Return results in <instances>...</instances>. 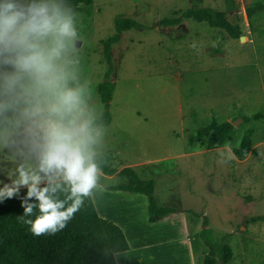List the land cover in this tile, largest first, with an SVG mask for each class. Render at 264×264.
<instances>
[{
    "label": "rangeland",
    "instance_id": "1",
    "mask_svg": "<svg viewBox=\"0 0 264 264\" xmlns=\"http://www.w3.org/2000/svg\"><path fill=\"white\" fill-rule=\"evenodd\" d=\"M256 1L264 2L91 0L74 10L80 75L97 118L105 111L101 84L115 83L112 121L103 126L100 148L102 164L119 175L109 182L132 184L133 169L154 181L159 205L196 216L203 245L196 244L197 264L207 258L212 264H264V115L245 120L264 113V10L252 17L247 12ZM193 7L225 12L242 35L231 38L220 27L185 17ZM119 16L141 25L112 44L107 78L104 42L117 33ZM164 19L180 21L164 25ZM227 121L233 130L211 147L203 128ZM0 134V165L13 167L11 157L24 163V123L0 125ZM246 137L251 148L241 159L234 149ZM104 177L101 172L100 183H107ZM132 206L137 215L139 206ZM169 248L171 258L186 260L187 253Z\"/></svg>",
    "mask_w": 264,
    "mask_h": 264
},
{
    "label": "clouds",
    "instance_id": "2",
    "mask_svg": "<svg viewBox=\"0 0 264 264\" xmlns=\"http://www.w3.org/2000/svg\"><path fill=\"white\" fill-rule=\"evenodd\" d=\"M78 41L65 0H0V125L23 122L27 149L24 163L0 165V203L19 199L18 218L36 236L65 228L100 187L105 129L81 79Z\"/></svg>",
    "mask_w": 264,
    "mask_h": 264
},
{
    "label": "trees",
    "instance_id": "3",
    "mask_svg": "<svg viewBox=\"0 0 264 264\" xmlns=\"http://www.w3.org/2000/svg\"><path fill=\"white\" fill-rule=\"evenodd\" d=\"M90 1L65 0L74 10L78 9L83 3ZM260 10H264L263 1H256L247 8L249 17ZM184 16L208 22L215 28L220 27L231 38H239L243 32L239 24H233L226 18L225 12L208 7L189 8L184 12ZM179 21V19H164L162 22L164 25H174ZM140 25L138 21L131 17L119 16L117 18V33L104 42V53L109 63L107 78L113 71L112 44L120 40L124 31ZM114 87L115 83L109 80L103 82L99 89L105 111L103 116L98 118V121L103 126L109 125L112 121L109 102ZM263 115V112H257L246 117L245 120L260 119ZM233 128V124L229 121L223 123L211 122L203 128V132L208 136L210 146L215 148L223 144ZM250 148L251 139L246 137L241 146L234 149V152L238 158L243 159L248 155ZM128 168H124L122 172ZM101 170L110 175L113 173L103 164H101ZM128 170L131 172L133 183L111 186V189H122L147 195L150 222H156L176 211L172 207L161 206L157 203L153 196V180L140 179L133 169ZM24 191L26 190H22V194ZM61 198L63 199V196ZM23 211L19 199H9L0 203V264H118L116 253L130 249V244L123 229L113 221L99 215L93 197L85 198L81 209L67 222L65 228L55 234L34 235L30 231V226L18 218L23 215ZM28 218L35 219V215L25 217V219ZM204 230H207V228H204ZM205 264H212L211 259L207 258Z\"/></svg>",
    "mask_w": 264,
    "mask_h": 264
},
{
    "label": "crops",
    "instance_id": "4",
    "mask_svg": "<svg viewBox=\"0 0 264 264\" xmlns=\"http://www.w3.org/2000/svg\"><path fill=\"white\" fill-rule=\"evenodd\" d=\"M101 172L106 176L107 183L101 182L100 187L94 190L92 197L96 209L100 216L123 229L130 244V249L116 253L118 264H197L196 244H200L201 248L203 245L197 231L201 221L196 216L183 207L156 222H150L147 195L111 189V186L120 185L109 182L119 175ZM133 204L140 208L137 215L134 214ZM169 247H173L174 251L178 249V253H187L186 260L171 258Z\"/></svg>",
    "mask_w": 264,
    "mask_h": 264
}]
</instances>
